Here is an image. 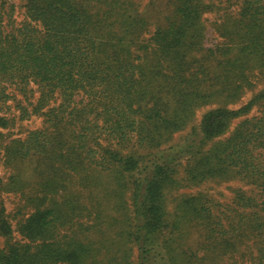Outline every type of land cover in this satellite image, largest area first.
Masks as SVG:
<instances>
[{
    "label": "trees",
    "instance_id": "obj_1",
    "mask_svg": "<svg viewBox=\"0 0 264 264\" xmlns=\"http://www.w3.org/2000/svg\"><path fill=\"white\" fill-rule=\"evenodd\" d=\"M216 1L169 0L150 38L137 0H26L20 24L0 11V138L43 117L3 145L32 167L4 185L27 214L14 229L0 210V264H264V0ZM181 172L249 189L169 208Z\"/></svg>",
    "mask_w": 264,
    "mask_h": 264
},
{
    "label": "rangeland",
    "instance_id": "obj_2",
    "mask_svg": "<svg viewBox=\"0 0 264 264\" xmlns=\"http://www.w3.org/2000/svg\"><path fill=\"white\" fill-rule=\"evenodd\" d=\"M140 4V9L146 16L149 18L151 24L149 26L148 32L145 34L146 38L152 37L155 30L158 26H160L166 14H168V2L169 0H137ZM219 1H226V0H217L216 3L218 4ZM0 11L5 14L6 17L11 18L15 24H20L27 19L26 13V0H0ZM207 18L206 24L208 25V33L206 43L208 46L213 45L216 43L217 36L213 32L211 27L212 22L217 18L215 14H207L205 16ZM13 23V22H12ZM31 92L27 94V102L30 103V108L36 103L40 92L37 85H31ZM251 93L248 94L243 102H247L251 97ZM209 108H204L199 110L194 119L193 123L183 132L177 133L171 139L169 145L178 143L185 139L188 135V132L194 126L198 125L200 121L201 115L207 111ZM6 114H10L11 116L17 112H11V109L7 110ZM13 111V110H12ZM2 114V113H0ZM43 126V117L40 115H34L33 117L22 120L16 121L12 123L8 128L1 129L2 136L0 138V178L2 180V184H0V210L5 209L6 213L9 215V219L13 225V228L16 229L17 223L23 218L24 215L27 214V209H24L23 206V199L20 194H16L15 192H10L8 189L6 190V184L8 182V177L11 174L23 172L24 177L29 175V168L32 167V162L27 163L26 165L16 168L14 166L7 165V161L3 155V145L12 137L15 136H23L28 131ZM183 170V168H181ZM180 182L173 188H169L166 190V198L168 201L169 208H173L176 198L180 197L181 195L187 194H198L203 193L208 198L213 199L217 203L227 204L232 203L235 197V191L238 189H249L246 183L240 180H229L225 182H213L211 180L193 183L189 182L187 179H183L182 172L177 176ZM183 180V181H182ZM5 185V187H4ZM21 208L20 213L18 210ZM13 239H21L20 234L15 230ZM8 238H4L0 236V246L3 247L6 243Z\"/></svg>",
    "mask_w": 264,
    "mask_h": 264
}]
</instances>
